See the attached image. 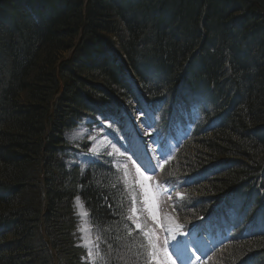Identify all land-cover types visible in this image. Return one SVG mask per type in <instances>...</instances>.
Returning <instances> with one entry per match:
<instances>
[{"label":"trees","instance_id":"16d2710c","mask_svg":"<svg viewBox=\"0 0 264 264\" xmlns=\"http://www.w3.org/2000/svg\"><path fill=\"white\" fill-rule=\"evenodd\" d=\"M128 68L156 109L154 138L191 132L154 179L184 194L163 203L181 223L223 230L203 264H264V0H3L0 264H86L76 199L100 264H145L124 171L58 157L83 117L136 101Z\"/></svg>","mask_w":264,"mask_h":264},{"label":"rangeland","instance_id":"374dc122","mask_svg":"<svg viewBox=\"0 0 264 264\" xmlns=\"http://www.w3.org/2000/svg\"><path fill=\"white\" fill-rule=\"evenodd\" d=\"M137 81H135L137 87L140 88ZM139 93H141L140 89ZM134 105L130 103L123 107L125 116L122 121H119L118 126L121 129L125 128V133H119L118 138L111 131L115 124L113 117L111 120H106L102 116H98L96 119L84 117L79 120L77 126L65 134L68 147L60 150L58 157L65 168L69 170L77 167L86 168L104 155L110 157L115 166L124 171L129 188L132 190L134 203H132L133 207L129 216L132 227L144 233L151 232L153 239L158 236L154 228L156 231L161 232L162 239L165 237L168 239L167 251L169 254L174 253L172 247L174 244L182 242L183 261L176 260V264H199V259L195 256L197 251L194 238L185 233L181 221L173 212L168 211L166 205L163 204L164 201L159 202L157 199L153 181L155 173L162 165V157L156 159L153 154V147L149 145V143L152 144L150 140L152 138L151 136L148 137L150 132L145 121L149 120L150 114H147L141 106ZM117 139L120 144L117 143ZM151 163H155L157 166L156 172H145L150 180L143 181L137 168L144 171V168L152 166ZM160 196H162L161 193ZM174 197L169 198L171 204H174H170L172 207L176 206V201H179L178 197L180 196L177 194ZM74 210L78 222L77 244L86 253V261L89 264H96L98 258L96 239L88 222V212L80 199L74 201ZM153 215L156 216L155 220ZM137 224L140 225L139 228ZM175 224H179L181 227L175 228ZM165 227H171L172 231H164ZM187 239H190L189 243H187ZM212 243L213 240L209 238H199L197 240V244L206 245L207 247ZM157 257L162 261V264H168L163 250L158 252ZM173 259H175L174 254Z\"/></svg>","mask_w":264,"mask_h":264},{"label":"snow or ice","instance_id":"6c2138e0","mask_svg":"<svg viewBox=\"0 0 264 264\" xmlns=\"http://www.w3.org/2000/svg\"><path fill=\"white\" fill-rule=\"evenodd\" d=\"M105 119H107L105 117ZM164 161L166 162L168 157L165 156ZM143 167V166H140ZM156 165L152 166V172L155 173L156 172ZM137 171L139 172L140 177L142 178L143 181H147L150 180V177L145 175V172L148 171L147 168H144V171H140V168H137ZM164 190V189H161ZM171 198V197H169ZM109 207H111V205H109ZM153 219H156V216L153 215ZM137 227L139 228L140 225L137 224ZM181 227L179 224H175V228H179ZM164 231L168 232V231H172L171 227H165ZM145 236L147 238V243H146V251H145V264H162V261L160 259H158L157 254L158 252H160L161 250H163L164 255L167 257V261L168 264H176V260H181L183 261V249L181 248V243L182 242H177L176 244H174L172 247L174 249V255H175V259H173V254H169L167 251V245H168V239L167 237H165L162 241V248H161V239L159 236H156L154 239L152 238V233L151 232H146ZM89 255H91V253H89Z\"/></svg>","mask_w":264,"mask_h":264},{"label":"water","instance_id":"95a60500","mask_svg":"<svg viewBox=\"0 0 264 264\" xmlns=\"http://www.w3.org/2000/svg\"><path fill=\"white\" fill-rule=\"evenodd\" d=\"M2 0H0V2H1Z\"/></svg>","mask_w":264,"mask_h":264}]
</instances>
